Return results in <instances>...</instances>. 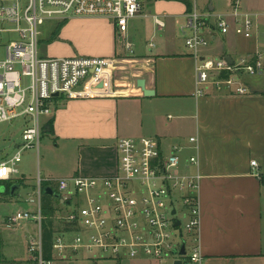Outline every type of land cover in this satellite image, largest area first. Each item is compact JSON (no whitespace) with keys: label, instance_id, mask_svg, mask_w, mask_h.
Wrapping results in <instances>:
<instances>
[{"label":"built area","instance_id":"2783aa9c","mask_svg":"<svg viewBox=\"0 0 264 264\" xmlns=\"http://www.w3.org/2000/svg\"><path fill=\"white\" fill-rule=\"evenodd\" d=\"M141 13L140 0H0V125L19 123L22 131L16 154L0 163V182L19 175L23 151L39 149L42 119L52 115L58 99L99 95L116 68L115 59L43 57L40 46L46 24L73 18L107 19L125 49L133 54V45L126 41L127 31L129 22ZM155 23L159 28L165 26L158 18ZM182 32L185 47L197 62V96L209 90L251 94L246 76L264 74V13L245 11L241 0H233L225 13L201 14L195 10L187 14ZM5 33L15 39L2 44ZM231 33L255 40L256 50L237 59L203 54L214 37ZM189 142L192 149H198L196 137ZM186 149L174 144L166 152L154 138L120 139L114 175L47 180L61 197L50 216L45 214L46 187L39 180L36 192L25 200L36 210L17 211L8 217L6 227L13 230L24 223L37 225V234L28 237L34 264H123L139 259L168 263L170 258L172 264H202L199 233L203 176L190 172L199 166V159L192 156L185 161ZM251 166L259 168L257 161ZM49 220L56 226L50 255L44 236ZM183 247L185 254L181 253Z\"/></svg>","mask_w":264,"mask_h":264},{"label":"crops","instance_id":"0c3cea01","mask_svg":"<svg viewBox=\"0 0 264 264\" xmlns=\"http://www.w3.org/2000/svg\"><path fill=\"white\" fill-rule=\"evenodd\" d=\"M187 1L190 8L180 0H140L142 13L129 22L126 37L133 45V54L125 49L111 21L104 18H73L42 38L41 55L45 58L116 60V68L99 95L56 101L52 115L43 121L44 133L54 137V148L64 156V172L59 179L114 175L117 144L123 138H154L166 152L171 145H183L187 148L185 161L192 156L199 159V166L190 172L203 176L199 233L202 264H264V94L237 96L209 90L204 96L196 95L197 62L185 47V17L195 10L201 14L228 12L233 0L224 1L222 7L208 0ZM242 8L264 13V5L243 4ZM156 18L165 26L159 28ZM256 48L255 40L231 33L214 37L203 54L237 59ZM139 80H144L146 89L155 95L146 97L138 87ZM191 137L198 139V149H192ZM46 149L45 162L50 153ZM39 150L38 179L23 176L0 182V206L6 211L0 216V264H34L28 239L29 257L16 259L12 252L3 254L2 235L3 230H11L6 223L14 213L7 210L8 206L21 203L31 207L18 198L21 187L31 188L29 196L36 192L39 180L46 188L51 185L47 180H59L49 164L42 170ZM252 161H257L259 168H253ZM13 186L19 188L11 195ZM58 200L50 206H59ZM54 228L52 222L50 229ZM8 232L11 245L14 231Z\"/></svg>","mask_w":264,"mask_h":264},{"label":"rangeland","instance_id":"374dc122","mask_svg":"<svg viewBox=\"0 0 264 264\" xmlns=\"http://www.w3.org/2000/svg\"><path fill=\"white\" fill-rule=\"evenodd\" d=\"M207 1V0H205ZM209 2H214L218 6H223L224 1L226 0H208ZM245 6L250 7H263L264 0H241ZM242 4V7H243ZM219 10V9H218ZM220 12V11H219ZM58 21L50 22L46 24V26L43 28V36L48 37L53 31L56 29L58 25ZM1 42L2 44H8L11 40L15 39V36L10 33H5L1 36ZM158 42V41H157ZM157 42L154 41V44ZM40 51L43 53V46H40ZM245 81L248 82L250 85H257V86H264V74L258 77H249L246 76ZM45 118L42 119V123ZM21 125L19 123H7L0 125V163L3 161L8 160L9 158L13 157L16 152L18 151V145L22 143V136H21ZM57 143L54 139V137L51 134L44 133L42 134V138L40 141V155L43 156V162H42V170L44 171V167H46V164H49L54 170H55V177L56 179L61 178L60 176H63L65 160L63 154L56 150ZM49 148V159L47 162H45L46 152ZM46 149V150H45ZM47 154V155H48ZM39 160H38V153L36 149H28L23 151L22 153V160L18 164V169L20 171L19 175H16L15 178H21L23 176H26L27 178H33L38 179V170H39ZM68 167V166H67ZM31 188L29 187H21L19 191L18 198L23 202L27 199L28 194L31 193ZM20 202V201H19ZM20 204V205H19ZM5 208L3 206H0V216L6 212L4 210ZM19 209L27 210L32 209L36 210V207H28L25 205H22L21 203L11 205L7 207V210L9 212L15 213ZM8 231H14L13 233V242L10 243L7 240V236L9 234ZM3 230V254L7 255L8 252H12L16 259L21 258H27L29 257L27 252V239L29 235H36L37 234V226L33 223H27L23 224L20 228L16 230ZM186 240L188 242V246L190 243L189 237H186ZM108 264H114L113 262H110ZM123 264H172V258L168 259V263H160L158 261L148 260V259H140L139 261H132V262H124Z\"/></svg>","mask_w":264,"mask_h":264},{"label":"trees","instance_id":"16d2710c","mask_svg":"<svg viewBox=\"0 0 264 264\" xmlns=\"http://www.w3.org/2000/svg\"><path fill=\"white\" fill-rule=\"evenodd\" d=\"M180 1H183L186 5H188L189 8L191 7L190 3L187 0H180ZM64 23L59 24L57 26V29L60 28V26H62ZM8 191H9V188H8ZM44 201H45V208H46L45 214L50 216L54 213V209L50 205L52 204L53 201H56V199L47 195V196H44ZM51 226H52L51 220L47 221L45 223V226H44L46 229V232H45V249H46L47 253L50 252V248H51V240H52V230L50 229ZM1 264H23V263H20V262H2Z\"/></svg>","mask_w":264,"mask_h":264},{"label":"water","instance_id":"95a60500","mask_svg":"<svg viewBox=\"0 0 264 264\" xmlns=\"http://www.w3.org/2000/svg\"><path fill=\"white\" fill-rule=\"evenodd\" d=\"M138 87H140L143 90L144 95L146 97H151V96H154L155 95V92L154 91H149V90L146 89L145 81L144 80H139L138 81ZM100 88H103V84H100ZM249 90H250L251 94H255V95H257V94H264V89H258V88L254 87L252 85L249 86ZM56 97H58V95H56ZM18 188H19V186H13L11 188V195H14L15 192H16V190ZM44 194L45 195H49V196H53L56 199H60L61 198L60 195L56 194L53 191V189H51V188H46L44 190ZM177 224L179 225V223H177ZM181 253L182 254H185V247L182 248V252ZM175 264H182V262L181 261H176Z\"/></svg>","mask_w":264,"mask_h":264}]
</instances>
